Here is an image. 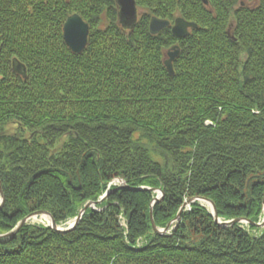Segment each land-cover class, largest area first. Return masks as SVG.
Wrapping results in <instances>:
<instances>
[{
    "label": "trees",
    "instance_id": "obj_1",
    "mask_svg": "<svg viewBox=\"0 0 264 264\" xmlns=\"http://www.w3.org/2000/svg\"><path fill=\"white\" fill-rule=\"evenodd\" d=\"M136 2L144 13L127 27L117 0H0V235L36 211L61 225L98 202L70 231L25 224L0 238V264H264V227L220 224L199 200L176 220L194 198L221 221L261 220L264 0ZM75 13L90 26L81 53L64 40ZM154 17L198 27L153 34ZM151 211L174 227L155 232Z\"/></svg>",
    "mask_w": 264,
    "mask_h": 264
},
{
    "label": "water",
    "instance_id": "obj_2",
    "mask_svg": "<svg viewBox=\"0 0 264 264\" xmlns=\"http://www.w3.org/2000/svg\"><path fill=\"white\" fill-rule=\"evenodd\" d=\"M204 1L207 4V0H204ZM117 3H118V6L120 7V11H119L120 20L123 22V24L125 26L133 27L135 25V23L137 22V19L139 16L138 6H137L136 0H117ZM169 26H171V30L177 38L187 37L190 34V29L198 27V25L196 23L187 21L182 17L176 18L173 25L171 24L170 21L163 20V19H160L157 17L152 18L150 21V31L153 34H157ZM89 31H90V26H89L88 22H86L82 18V16H80L78 13L72 14L67 18V20L64 24V40L73 52L81 53L86 48V46L88 44ZM179 55H180V47L178 45H174L168 50V58L165 60V65H166V67H167V69L171 75L175 74L173 62ZM13 68L18 74L22 75L24 78L27 76V70H26V66L24 64L14 60ZM122 186H125L124 181L122 183ZM142 189H144V188H136V190H142ZM154 191L157 192L158 195L154 198V200L152 202V206L157 201H159L164 195V192L161 189H155ZM107 195H108V192L105 193L101 199L106 198ZM0 197L2 199L0 202V208H1L2 205L4 204V201H5V196H4L1 180H0ZM197 200L206 201L212 205L213 211H211V212H212L215 220L220 224L233 225L235 223L244 222L247 224H253L256 226L264 227V220L262 223H260V222L254 223V222L247 220V219H234V220H230V221H221L220 218L218 217V211H217L216 205L214 204L213 201L206 199V198H194V199H190V200L185 201L184 204L181 206L179 212H178V216H177L176 220H179L182 213L186 210L187 206H191V204ZM97 203L98 202H94V201L87 202L85 204L84 208L80 211L79 215L74 219L72 224H70L68 227H65V228L59 226L56 223L54 217L49 212H47V211H36V212L30 214L29 216H27L25 219H23L19 223L17 228H15L14 230H12L9 233L0 235V238H9V237L14 236L20 227L25 225L31 218H33L34 216H38V215H46V216L50 217L51 227L53 229H55L57 231H61V232L70 231L78 225V223L82 219V216L88 210V208L95 206ZM151 222H152V226H153V229L155 232L165 233L172 227V224L175 222V220L170 222L165 229H160L155 224V221L153 218V213L151 211Z\"/></svg>",
    "mask_w": 264,
    "mask_h": 264
},
{
    "label": "rangeland",
    "instance_id": "obj_3",
    "mask_svg": "<svg viewBox=\"0 0 264 264\" xmlns=\"http://www.w3.org/2000/svg\"><path fill=\"white\" fill-rule=\"evenodd\" d=\"M138 6V5H137ZM119 9H120V7H119ZM138 13H139V15L140 14H142V13H144V9H142V8H140V7H138ZM139 17V16H138ZM172 24V23H171ZM174 24V23H173ZM172 24V25H173ZM191 30V29H190ZM18 124L15 122V121H10V122H8V124L5 126V130L7 131V132H9V133H16L17 131H18ZM123 183V180H121V179H116L114 182H113V184H116V185H121ZM157 193V192H156ZM157 195H158V193H157ZM156 195V196H157ZM1 197H0V202H1ZM200 203L202 204V205H204L205 207H207L208 208V203L206 202V201H202V200H200ZM94 207V206H93ZM190 208V206H187V208L186 209H189ZM209 209V208H208ZM210 210V209H209ZM261 219H262V221H261V223L263 222V220H264V207H263V214H262V216H261ZM74 220L73 219H70V220H68L66 223H63V224H61V225H59V226H61V227H68L70 224H72V222H73ZM258 223V222H257ZM26 224H30V225H37V226H39V225H44V226H50L51 227V219H50V217H48V216H46V215H38V216H34L33 218H31ZM123 224V223H122ZM242 224H244V226L245 227H248V226H246V225H249V224H247V223H244V222H242ZM174 223L172 224V227L167 231V232H169L173 227H174ZM244 227V228H245ZM52 228V227H51ZM252 233L253 234H255V235H258L259 234V232H257L256 230H253L252 231ZM144 243V240L143 239H139V241H138V244L141 246L142 244Z\"/></svg>",
    "mask_w": 264,
    "mask_h": 264
},
{
    "label": "bare ground",
    "instance_id": "obj_4",
    "mask_svg": "<svg viewBox=\"0 0 264 264\" xmlns=\"http://www.w3.org/2000/svg\"><path fill=\"white\" fill-rule=\"evenodd\" d=\"M207 203H208V208L210 209V211H213L212 205L209 202Z\"/></svg>",
    "mask_w": 264,
    "mask_h": 264
},
{
    "label": "built area",
    "instance_id": "obj_5",
    "mask_svg": "<svg viewBox=\"0 0 264 264\" xmlns=\"http://www.w3.org/2000/svg\"><path fill=\"white\" fill-rule=\"evenodd\" d=\"M122 223L124 224V221Z\"/></svg>",
    "mask_w": 264,
    "mask_h": 264
}]
</instances>
